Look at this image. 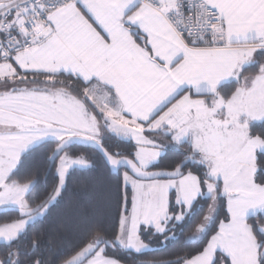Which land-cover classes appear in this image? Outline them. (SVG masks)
<instances>
[{
  "label": "snow or ice",
  "instance_id": "snow-or-ice-1",
  "mask_svg": "<svg viewBox=\"0 0 264 264\" xmlns=\"http://www.w3.org/2000/svg\"><path fill=\"white\" fill-rule=\"evenodd\" d=\"M0 264H264V0H0Z\"/></svg>",
  "mask_w": 264,
  "mask_h": 264
},
{
  "label": "trees",
  "instance_id": "trees-1",
  "mask_svg": "<svg viewBox=\"0 0 264 264\" xmlns=\"http://www.w3.org/2000/svg\"><path fill=\"white\" fill-rule=\"evenodd\" d=\"M121 150L129 151L130 149L122 147ZM174 158V155L169 153L168 156L162 161L161 167H167ZM90 177L94 178L97 191L95 193L89 192V196H95L99 194L103 186L108 182V178L102 173V170L99 168H97L91 173L85 172L84 174H81V172L77 170L71 176L68 182V191L65 194L63 202L58 206L56 211L67 210L71 205L75 204L76 202H83L85 198L84 185L90 182ZM187 234L188 233H185V235ZM176 250L177 249H169L168 251Z\"/></svg>",
  "mask_w": 264,
  "mask_h": 264
}]
</instances>
